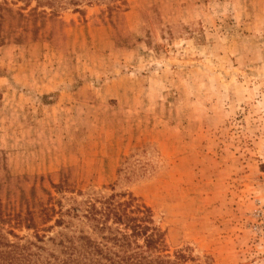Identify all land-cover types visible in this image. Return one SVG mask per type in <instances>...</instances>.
<instances>
[{
  "label": "rangeland",
  "instance_id": "rangeland-1",
  "mask_svg": "<svg viewBox=\"0 0 264 264\" xmlns=\"http://www.w3.org/2000/svg\"><path fill=\"white\" fill-rule=\"evenodd\" d=\"M63 1L1 9L0 254L58 264L130 194L184 264H264V0Z\"/></svg>",
  "mask_w": 264,
  "mask_h": 264
},
{
  "label": "trees",
  "instance_id": "trees-1",
  "mask_svg": "<svg viewBox=\"0 0 264 264\" xmlns=\"http://www.w3.org/2000/svg\"><path fill=\"white\" fill-rule=\"evenodd\" d=\"M17 1H24L25 6L35 1L36 4L30 11L37 14L45 13L44 10L37 11L41 4L48 5L52 12H55L56 8L53 7L55 3L65 5L66 2L63 0H1L0 22L4 18L1 12V9H4L3 6ZM69 2L77 3L73 0ZM114 7L120 8L119 5ZM6 13H12V10L6 9ZM17 14L23 16L21 12ZM54 187L60 191L62 184H56ZM96 200H98L97 203L92 199H84V212L78 214L75 208L74 214L83 217L92 229L102 233L101 239L94 241L79 235L75 243L60 241L67 253V258L58 264H184L182 254L176 253L172 257L164 252L163 233L155 225L149 207L139 204L130 194L122 197L112 194ZM57 222H61V219ZM24 260H26L25 255L21 251H7L0 254V264H30L31 262Z\"/></svg>",
  "mask_w": 264,
  "mask_h": 264
},
{
  "label": "built area",
  "instance_id": "built-area-1",
  "mask_svg": "<svg viewBox=\"0 0 264 264\" xmlns=\"http://www.w3.org/2000/svg\"><path fill=\"white\" fill-rule=\"evenodd\" d=\"M257 220L252 225V229L255 233L260 234L264 237V212L262 210H258L256 212Z\"/></svg>",
  "mask_w": 264,
  "mask_h": 264
}]
</instances>
